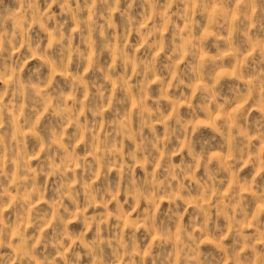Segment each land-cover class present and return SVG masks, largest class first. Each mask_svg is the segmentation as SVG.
Instances as JSON below:
<instances>
[{
    "label": "rangeland",
    "instance_id": "374dc122",
    "mask_svg": "<svg viewBox=\"0 0 264 264\" xmlns=\"http://www.w3.org/2000/svg\"><path fill=\"white\" fill-rule=\"evenodd\" d=\"M131 2L97 0L94 19L98 31L88 25L93 0H68L67 5L65 0L54 4L52 0H27L34 4L29 12L24 11L25 0L0 3V17H7L4 29L16 33L15 47L20 49L13 55V63L6 43L9 51L0 58V97L9 105L2 113L4 128L0 129L5 137V143L0 144V220L9 225V235L8 246L0 248V255H17L19 241L11 233L19 225L26 237H33L32 245L44 241L36 245L31 259L19 264H38L45 257L48 264H75L77 254L79 264H126L124 249L116 247L119 241L132 242L138 251L137 264H151V258H142L160 227L173 239L154 246L152 255L171 256L173 264H177L175 234L180 229L192 235L202 260L233 264L232 256L240 253L248 237L257 245L255 253H248L255 260L257 254H264V138H255L264 132V96L249 84L264 72V30L253 28L258 19L254 15L257 0H248L242 20L233 19L239 0H225L229 14L217 19L214 27L210 21L216 16L215 4L204 10L197 9L194 0H135L129 12ZM116 8L119 11H113ZM126 12L133 18L131 22L123 15ZM189 16L193 22L190 33L186 30ZM58 25H63L61 31L67 37L59 43ZM78 28L83 31L74 33ZM149 28L156 29L155 36H148ZM207 32L214 35L206 44L189 48L188 40L200 41ZM73 47L80 55L70 52ZM205 53L229 55L222 62L201 67ZM90 58L93 65L85 73ZM113 64L115 71L111 70ZM20 67L23 99L4 82ZM35 69H40L38 77ZM177 72L183 83L174 78ZM221 76L222 99L194 110L204 101L197 91L200 85L208 84L214 95L213 85ZM78 78L83 82L78 83ZM249 92L252 99L245 106L238 131L245 143L251 141L250 154L260 156L237 175V169L228 163L229 135L217 133L209 125L224 110V99L231 112ZM53 141L58 143L52 149L41 151ZM144 141L148 142L147 151L138 154V145ZM10 148L22 155V162L16 156L9 158ZM105 148L111 150L106 160L102 159ZM202 154L206 155L203 162ZM80 157L86 158L91 171L76 166ZM145 158L150 162L145 164ZM62 163L63 175L47 174ZM177 166L185 170L183 176L176 174ZM214 173L215 180L210 182L208 177ZM168 175L176 177L167 184V193L176 197L175 204L164 199L163 192L145 191L158 177L162 180ZM16 176L29 178L13 186ZM73 181L77 182L75 202L62 196L63 186ZM234 181L247 190L241 193L239 204L233 203L229 209L224 193ZM130 184L140 186L145 194L139 199L130 195ZM190 201H198L199 206ZM9 204L11 208H7ZM149 213L154 218L151 230L146 221ZM233 215L238 232L231 231ZM100 217L106 223L100 219L89 222V218ZM34 219L39 223L34 224ZM129 222H134V227ZM205 223L208 231L201 234ZM97 239L112 242V246L102 245L103 257L89 254Z\"/></svg>",
    "mask_w": 264,
    "mask_h": 264
},
{
    "label": "clouds",
    "instance_id": "9594fccd",
    "mask_svg": "<svg viewBox=\"0 0 264 264\" xmlns=\"http://www.w3.org/2000/svg\"><path fill=\"white\" fill-rule=\"evenodd\" d=\"M57 0H52V3H56ZM108 0H104V3H107ZM117 4H119V0H116ZM0 3H3V0H0ZM68 0H65V5H67ZM96 3L97 0H93V5H92V14L88 16V25L90 26L91 30L93 31H98L99 30V25L96 23L94 17L97 15L96 13ZM135 3V0H132L131 3L128 5V11L133 7V4ZM195 6L197 9H204L206 10L208 7L211 5L215 4L216 5V16L212 21H210V26L214 27L216 24V20L221 18V17H226L229 14V9L225 4V0H194ZM247 4L248 0H239V3L237 5V13L234 15L233 19L234 20H242L245 17L246 9H247ZM24 11L29 12L32 8H34V4L32 3H27V0H25V5H23ZM171 7V4L169 5ZM49 8H51V4L49 5ZM191 8V4H190ZM65 10H68L67 8ZM79 10L77 9V12ZM113 11H119V8L113 9ZM128 19L129 22L132 21V17L128 15V13H123ZM254 15L258 16V19L256 22L253 24V28H259L260 30H264V0H257V7L254 10ZM7 17H0V58L3 57L4 53L6 51H9V48L11 51H9L8 59L13 60V55L16 53L20 52V49L15 47V41H16V33L12 32L9 33L7 30L4 29V23L6 21ZM81 25L84 24L83 21L79 22ZM192 20L191 17L189 16L188 18V24L186 25V30L190 33L192 31ZM17 27H19V24H17ZM115 27V25H113ZM63 28V25H58L56 28V33H57V43L60 41L66 39L67 37L64 36V33L61 31ZM77 31H83V28H78V29H73V32ZM148 36H155L156 35V29L154 28H149L148 30ZM106 32V29H105ZM101 35L104 37V39H107V36L105 33H101ZM214 33L212 32H207L205 33V36L200 40L196 41L195 39H190L186 43L189 46L190 49L195 50L197 48V45H204L207 43L208 39L213 36ZM147 42V38H146ZM9 46V48L5 47V44ZM25 44H27V36H25ZM23 46V45H22ZM37 46H39L37 44ZM49 49L52 48V44L49 43ZM107 47V45H105ZM163 51V46L161 47V52ZM70 52L74 55H80L78 50L76 48H71ZM159 55V54H158ZM229 54H225L223 56L217 55V56H209L207 53H205L203 56H201V67L204 66V64L211 62V63H219L222 62L226 59H228ZM13 63L15 61L13 60ZM26 61H25V66H26ZM141 62L137 61V64L139 65ZM93 65V60L92 58L89 59V68L85 69V73L91 70ZM178 67V66H177ZM112 71H115V64L112 65L111 68ZM23 71V67L18 68L16 71L13 72L12 75L8 76V78L4 81L7 85L12 86L15 88L16 95L20 98L23 99L25 97V91L24 87L20 84L19 81V76L20 72ZM40 69H35L34 70V75L37 77L39 76ZM178 83H183L182 80H180V75L179 72L174 77ZM222 81V76L218 77L215 81V84L213 85V88L216 89L215 94L213 95L209 85L206 83H202L200 87L197 89L198 92L202 93L204 96V101L202 102L201 105L195 106L194 110H202L203 109V104H215L218 101L222 99L220 92H219V87ZM78 83H82V80H79L78 78ZM250 87L253 91L256 89H259L260 93L262 96H264V72L258 73L255 77H253V80L249 81ZM175 86V85H174ZM238 91V90H237ZM234 95L236 92L233 93ZM37 95H39V92H37ZM76 97V88L73 89V99ZM252 99V94L249 92L247 96H245L240 103L236 105L235 108H232L231 112L227 111V107L229 106V101L227 99L223 100V103L225 105L224 110L217 114L214 119L211 121V124L209 125L210 127L213 128L214 131L217 133H227L229 135V140H230V149H229V154H228V163L229 166L233 169H237V175L239 171L243 170V167L248 166L250 164L254 163L255 159H258L260 154H250L251 153V141H248L245 143L239 134L238 131V123L241 118V116L245 112V106L248 104L249 100ZM60 103L62 104V97L60 98ZM78 103V101H77ZM142 103V101L140 102ZM23 106V105H22ZM9 105L3 104V97H0V129L4 128V122L2 118V113L5 109H7ZM59 114V113H57ZM96 115H101L100 112H96ZM43 115V114H42ZM75 121V116H73V122ZM39 123V121L37 122ZM107 123V122H106ZM230 124V126H229ZM94 133V129H92ZM66 135V133H65ZM256 139H261L264 138V132L261 133L260 137H255ZM12 140H16V136L12 137ZM189 142H191V136H189ZM5 143V137L3 135H0V144ZM58 141H53L51 144H46L44 147H42L41 151L42 152H48L50 149H52L53 145L57 144ZM103 143V142H102ZM147 141H144L142 145H138V154H142L143 152L147 151ZM187 147V145H186ZM10 156H16L17 160H20L22 162L23 157L21 154L16 153L14 149H9ZM111 153L110 149L105 148V155L102 156V159L106 160L107 155ZM261 153H264V148H261ZM247 156V159H244V157ZM206 159V155L202 154L201 155V162H203ZM149 159L145 158L144 163L147 164L149 163ZM211 163V161H209ZM21 167L23 166L22 163L20 165ZM77 167L81 169H85L88 171H91V167L88 165L86 158L80 157V162L79 164L76 165ZM158 168H163V164H158ZM170 172V170H167ZM187 171H191V168H188ZM57 172H60L61 175H63V163L60 165H55L51 171H49L47 174L49 176L56 174ZM185 173L184 169H181L180 166H177L176 169V174L179 176H183ZM100 175H103L101 173ZM100 175H97V179L100 178ZM216 174L209 175L208 179L209 181H214L215 180ZM257 176H259V172H257ZM29 176H16V178L12 181L13 186H17L19 182L24 181L25 179H28ZM175 176H165L164 179H159L157 182L152 183L149 185L147 190H151L156 192L157 194L163 192L164 193V199H167L170 203L175 204L176 203V197L171 196L167 193V184L169 179H175ZM34 179V177H32ZM255 180V178H254ZM76 181H73L72 185H68L67 183L63 186L65 191L62 193L63 195H67L70 199L75 202L77 192L74 187L76 184ZM95 182H93L94 184ZM86 188L91 189L93 192L96 191V189L93 187L92 184H86ZM211 186V185H209ZM183 184L181 185V188H183ZM133 189H135V192H133ZM18 190V189H17ZM247 189H242L239 186L238 181H234L233 185L230 186V190L228 192L224 193V199L229 201V209H231V205L233 203H236L237 205L239 204V201L242 199L241 193ZM7 191V189L5 190ZM129 194L132 195L134 194L137 199L141 198L145 193L140 190V186L135 185V184H130L129 185ZM217 199L220 198V193L217 190L215 193ZM113 199H115V196H113ZM103 202V201H102ZM15 203V200L13 201ZM190 203L199 206L198 201H190ZM205 205H208V201H205ZM160 206V201L157 200V209H159ZM12 204H9L7 208H11ZM210 207V206H209ZM7 208L4 209V211H7ZM171 212V209H169ZM236 211H239V208L237 207ZM2 214V213H0ZM59 214L57 213V216ZM75 220V216L73 217ZM95 219H100L101 223H106V221L100 217V218H89V222L91 223L92 220ZM146 221L149 226V230L152 229L153 223H154V218L152 215L149 213L146 216ZM233 226L231 231L233 232H238V226L235 223V215H233ZM34 224H38L39 220L34 219L33 221ZM51 222H49L50 226ZM130 225L134 227V222H129ZM157 235L154 237L153 240V245L149 246V250L147 253H145V258H142V261L146 258H151V264H173L171 256L168 257H161L160 255L153 256L152 255V248L156 245L159 244H167L170 243L173 239V236L170 232L164 230L163 228L157 227ZM208 231L207 223L204 225H201V234L204 232ZM8 235H9V225L4 223L3 220H0V248H3L5 246H8ZM100 235V229L98 227L97 229V236L99 237ZM11 236L15 239L18 240L19 243L16 248L17 255L15 257H6L3 255H0V264H8L10 261L11 264H19V261L25 259V258H32V254L35 252L36 245H39L43 243V239L37 240L36 245H32L30 241L33 239V237H26L24 234V231L20 228L19 225H17L16 229L12 231ZM227 238V237H225ZM116 239V238H114ZM252 237H248L245 239V244L244 248L240 250L239 254H235L232 256V261L233 264H264V254H257L255 256V260L252 259L251 255H248V253H255L257 249V245L252 243ZM175 242H176V248H177V264H214V261H208L206 258L201 259L199 254H197L196 249L199 248V245L196 243V241L193 239L192 235L185 231L184 229H180L177 231L175 234ZM261 243H264V241H261ZM102 245H108L112 246V242L108 240H104L101 242L99 239L96 241L92 242V246L89 248V254L90 255H96L97 257H103V246ZM116 247L119 249H124V256L127 257L126 264H137L136 261V255H138V251L133 248L132 242H124V241H119L116 244ZM124 256H121V260H124ZM80 257L77 254L75 264H79ZM38 264H48L47 258H43L41 261L38 262ZM54 264V261H53Z\"/></svg>",
    "mask_w": 264,
    "mask_h": 264
}]
</instances>
